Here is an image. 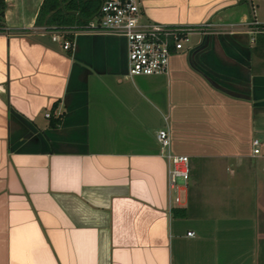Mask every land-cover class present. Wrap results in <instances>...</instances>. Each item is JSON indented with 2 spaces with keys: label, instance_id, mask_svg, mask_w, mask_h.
Segmentation results:
<instances>
[{
  "label": "crops",
  "instance_id": "0c3cea01",
  "mask_svg": "<svg viewBox=\"0 0 264 264\" xmlns=\"http://www.w3.org/2000/svg\"><path fill=\"white\" fill-rule=\"evenodd\" d=\"M4 2L0 264H258L264 0H141L148 20L211 27L134 76L122 36L73 30L62 49L33 25L41 0ZM158 129L188 157L178 202Z\"/></svg>",
  "mask_w": 264,
  "mask_h": 264
},
{
  "label": "built area",
  "instance_id": "2783aa9c",
  "mask_svg": "<svg viewBox=\"0 0 264 264\" xmlns=\"http://www.w3.org/2000/svg\"><path fill=\"white\" fill-rule=\"evenodd\" d=\"M142 15L141 0H101L96 12L81 28L41 30L48 34L51 41L58 42L62 49L70 48L71 40L65 35L71 34L73 30L100 31L122 36L126 48V75L134 76L165 73L171 53L181 50L190 34L201 33L211 27L207 21L197 24L141 21ZM251 23L255 24V20ZM44 115L47 117L48 113ZM155 140L166 163L167 193H172L173 202H178L179 186L176 185V179L185 181L188 178V157L169 151V136L165 129L156 130ZM250 144L251 153H259V139L252 138ZM192 234L191 231L186 233L188 236Z\"/></svg>",
  "mask_w": 264,
  "mask_h": 264
},
{
  "label": "trees",
  "instance_id": "16d2710c",
  "mask_svg": "<svg viewBox=\"0 0 264 264\" xmlns=\"http://www.w3.org/2000/svg\"><path fill=\"white\" fill-rule=\"evenodd\" d=\"M101 0H41L33 25L49 28L79 29L96 12ZM4 0H0V31L4 30L2 24ZM66 34L65 37L69 38ZM255 50V46L252 51ZM58 119H50L49 125L54 126ZM174 217L183 216L184 209L174 207L170 209Z\"/></svg>",
  "mask_w": 264,
  "mask_h": 264
},
{
  "label": "rangeland",
  "instance_id": "374dc122",
  "mask_svg": "<svg viewBox=\"0 0 264 264\" xmlns=\"http://www.w3.org/2000/svg\"><path fill=\"white\" fill-rule=\"evenodd\" d=\"M251 1H252V3L256 2V0H251ZM140 20L141 21H147L148 19L144 15H142L140 17ZM182 184H183L182 180L177 178L176 179V185L181 186ZM180 195H181V193H180ZM259 234H260V236H259V247H258V254H259L258 255V264H264V258L260 257V254L262 253V250L264 248V228L263 227H261Z\"/></svg>",
  "mask_w": 264,
  "mask_h": 264
},
{
  "label": "water",
  "instance_id": "95a60500",
  "mask_svg": "<svg viewBox=\"0 0 264 264\" xmlns=\"http://www.w3.org/2000/svg\"><path fill=\"white\" fill-rule=\"evenodd\" d=\"M196 22V21H195ZM166 23V22H165ZM189 23H194V22H189Z\"/></svg>",
  "mask_w": 264,
  "mask_h": 264
}]
</instances>
